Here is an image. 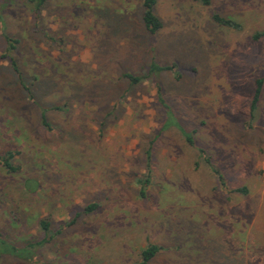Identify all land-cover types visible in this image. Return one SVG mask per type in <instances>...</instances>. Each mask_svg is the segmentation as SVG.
<instances>
[{
    "label": "rangeland",
    "instance_id": "obj_1",
    "mask_svg": "<svg viewBox=\"0 0 264 264\" xmlns=\"http://www.w3.org/2000/svg\"><path fill=\"white\" fill-rule=\"evenodd\" d=\"M154 11L150 35L141 0H0V231L31 250L0 264H131L151 243L148 264H264V0ZM152 59L176 66L123 76Z\"/></svg>",
    "mask_w": 264,
    "mask_h": 264
},
{
    "label": "trees",
    "instance_id": "obj_2",
    "mask_svg": "<svg viewBox=\"0 0 264 264\" xmlns=\"http://www.w3.org/2000/svg\"><path fill=\"white\" fill-rule=\"evenodd\" d=\"M31 1H36L37 2V7H40L43 3L49 0H31ZM199 1L203 4H210L211 0H196ZM156 4V0H141V5H142V21L144 24L145 30L150 34L154 35L156 34L163 26V23L159 16L155 13L154 7ZM212 18L214 19L215 22H217L220 25H223L225 27H230L234 29H240L241 25L233 20L232 18L222 16L219 13H214ZM254 40H259L262 37H264V31H258L255 32L252 35ZM8 41L12 45L13 42H17L15 39H11L10 37H7ZM174 65H161L159 64L155 59H152L149 64H148V70L146 74H135V73H130V72H125L123 76L131 81V83H139L142 80L146 79L149 75H156L159 74L160 72L164 70H174L175 68ZM264 83V77H257L255 79V92L254 96L252 98L251 102V113L254 115V111L257 109L258 101L260 99V94L262 90V86ZM160 102L162 106L165 108L168 119L172 122L173 118V112L171 111L169 105L164 101L162 97H160ZM43 121L46 122V117L45 114H42ZM168 124H166L167 126ZM178 128L180 129L182 135L184 138L187 140L188 143L192 145H196L194 137H193V132H187L180 124L176 123ZM200 151L202 154H204V149L200 148ZM147 162H148V168H149V174L145 177V180H140L142 183V188L140 190L141 194L144 195V186L149 182V175L150 172H152V169L150 168L151 165V158H152V152L151 148L147 150ZM14 157V154L12 152H7L2 158V163L3 166L9 171V172H15L18 167L15 166L12 163V159ZM210 158H208V161ZM236 191L239 192H246V188H237L235 189ZM96 207V204H90L87 206L88 210H92ZM42 226L43 228L48 227V222L47 221H42ZM161 246L157 244H148L146 247H144L141 252H140V261H135L132 262L131 264H148L161 250ZM30 248L28 247H20L17 244H15L12 241L7 240L4 238L3 233L0 231V259L4 255L8 256H13V257H18V258H28L29 253H30Z\"/></svg>",
    "mask_w": 264,
    "mask_h": 264
}]
</instances>
